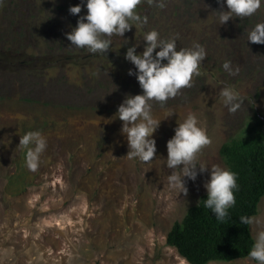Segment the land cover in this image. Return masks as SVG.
Wrapping results in <instances>:
<instances>
[{"label":"rangeland","instance_id":"1","mask_svg":"<svg viewBox=\"0 0 264 264\" xmlns=\"http://www.w3.org/2000/svg\"><path fill=\"white\" fill-rule=\"evenodd\" d=\"M81 0H4L0 6V264H189L166 244V235L207 194L211 167L227 168L220 147L247 136L257 114L264 121V44L248 32L264 22V6L251 18L220 25L217 0H147L138 6L146 23L113 37L104 55L71 45L66 33L79 16ZM175 38L177 48L206 50L201 74L164 106L152 102L162 120L153 134L150 163L127 158L123 122L116 118L127 95L142 94L128 47L145 32ZM126 39V40H125ZM159 49H157L158 51ZM231 61L235 74L222 68ZM237 90L241 107L230 112L220 95ZM169 111L175 113L167 117ZM195 113L211 143L197 157L207 166L184 196L169 187L167 141ZM24 119H20V116ZM165 118V119H164ZM39 130L47 140L37 171L25 164L20 137ZM264 221V197L258 205ZM264 223L250 225L253 239ZM215 264H249L247 258Z\"/></svg>","mask_w":264,"mask_h":264},{"label":"clouds","instance_id":"2","mask_svg":"<svg viewBox=\"0 0 264 264\" xmlns=\"http://www.w3.org/2000/svg\"><path fill=\"white\" fill-rule=\"evenodd\" d=\"M3 2L4 0H0V6H3ZM144 2L145 0H81L80 4L70 6L69 12L78 15L82 7H86L87 13L79 16L76 27L65 35L75 48L85 49L92 55L107 56L113 37H124L137 23L147 22V18H142L137 11L138 6ZM217 2L226 4L228 9L215 11L220 25H224L230 18H251L264 6V0ZM147 3H156L160 8L166 6L165 0H147ZM142 39L145 42L142 53H137L140 41L128 47L125 53V59L135 67V71L129 69L128 75L136 77L142 94L127 95L117 109L116 118L123 122L121 131L128 142L127 158L147 164L156 155L153 134L162 121L153 116L152 102H159L164 106L182 89L191 88L193 77L201 74L207 53L198 43L191 48L178 49L175 38L162 39L155 29L145 32ZM248 41L264 44V22L255 24L248 32ZM222 68L229 74L239 71L238 68H232L231 61H225ZM220 95L230 112L235 113L243 103L239 92L234 88L225 87ZM174 113L169 111L165 118ZM20 119L24 117L21 115ZM210 143L211 139L195 113H189L174 129V136L166 144V167L171 170L168 176L169 187L177 192V197L180 194L187 196V180L194 182L197 179L198 165L200 173L207 170V166L198 164L197 157ZM18 147L25 151L27 168L32 172L37 171L41 154L47 148V140L42 132L35 130L24 133ZM237 179L236 172L213 166L210 179L203 185L207 190V199L203 200L204 207L215 214L218 222H225L229 218V210L236 204L235 192L239 190ZM239 220L246 226L264 223L255 216H241ZM247 260L249 264H264V229L257 231L254 244L247 253ZM208 264L215 262L210 260Z\"/></svg>","mask_w":264,"mask_h":264},{"label":"trees","instance_id":"3","mask_svg":"<svg viewBox=\"0 0 264 264\" xmlns=\"http://www.w3.org/2000/svg\"><path fill=\"white\" fill-rule=\"evenodd\" d=\"M220 154L227 169L238 174L239 190L229 218L218 222L215 214L204 207L205 194L198 201L200 205L190 207L166 235V244L189 264L244 259L254 244L250 226L243 225L239 218L255 216L264 197V121L256 114L247 136L225 142Z\"/></svg>","mask_w":264,"mask_h":264}]
</instances>
